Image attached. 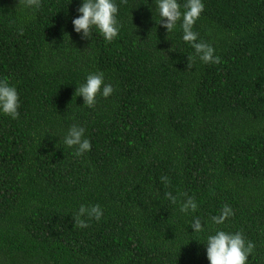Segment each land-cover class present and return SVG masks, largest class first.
I'll return each mask as SVG.
<instances>
[{
	"label": "trees",
	"instance_id": "16d2710c",
	"mask_svg": "<svg viewBox=\"0 0 264 264\" xmlns=\"http://www.w3.org/2000/svg\"><path fill=\"white\" fill-rule=\"evenodd\" d=\"M116 3L107 43L74 31L81 0H41L34 14L0 0V79L21 103L19 119L0 115V264H210L216 228L242 232L248 264H264V0H203L194 31L219 64L179 26L168 34L154 0ZM96 71L114 93L88 108L76 88ZM74 123L92 143L83 156L63 143ZM96 204L102 219L75 227ZM225 205L234 215L212 224Z\"/></svg>",
	"mask_w": 264,
	"mask_h": 264
},
{
	"label": "clouds",
	"instance_id": "9594fccd",
	"mask_svg": "<svg viewBox=\"0 0 264 264\" xmlns=\"http://www.w3.org/2000/svg\"><path fill=\"white\" fill-rule=\"evenodd\" d=\"M156 13L159 16V25L165 28L168 34L173 33L177 26L182 29V39L194 50L196 56L204 64H219L220 57L215 54V49L208 43L199 41V34L194 31V26L201 18L205 10L203 0H154ZM41 0H19V8L27 13H36L41 8ZM79 15L72 20L74 31L81 35L82 39L93 40L94 33L101 35L107 43L118 38L121 24L118 20L119 7L116 0H81L78 9ZM191 57H189V62ZM190 66V63L189 65ZM114 93L112 84L106 82L105 74L100 71L89 73L85 82L76 88L75 95L82 97L84 106L94 108L98 98H109ZM20 96L17 88L10 84L7 79H0V115L13 120L20 117ZM85 127L73 124L63 137V143L68 148L75 149L76 156H83L92 149L91 141L85 135ZM161 181L169 184L167 177H161ZM166 197L172 203L176 197L171 192ZM199 205L193 197H187L181 204L180 212L191 215L197 212ZM104 210L99 204L81 205L72 216L75 227L81 229L89 226L88 222L95 220L99 222ZM234 215L231 207L225 205L220 214L211 217L212 224L223 225ZM199 217H193L189 226L194 234L206 231L207 224ZM206 255L210 264H248L249 257L253 254L255 245L246 240L242 232H227L222 228H216L214 234L205 238Z\"/></svg>",
	"mask_w": 264,
	"mask_h": 264
}]
</instances>
